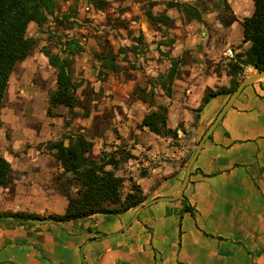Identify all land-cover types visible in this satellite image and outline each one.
<instances>
[{"label":"rangeland","instance_id":"rangeland-1","mask_svg":"<svg viewBox=\"0 0 264 264\" xmlns=\"http://www.w3.org/2000/svg\"><path fill=\"white\" fill-rule=\"evenodd\" d=\"M56 1L45 24H30L27 36L36 46L16 65L4 100L0 157L11 163L14 181L0 187V220L22 221L12 215L25 212L48 219L63 213L65 189L75 195L72 175L64 174L49 143L67 145L68 137L84 136L93 143L92 157L121 158L116 175L124 178L126 195L130 179L140 185L137 179L160 165L149 155L158 135L142 126L146 115L166 107L168 127L178 129V137H158L196 147L205 95L257 71L247 67L235 78L229 73L230 61L250 46L242 43V23L255 0ZM149 13L170 22L151 20ZM51 57L70 61L74 108L50 102L58 76ZM173 60L180 66L171 84L164 77Z\"/></svg>","mask_w":264,"mask_h":264},{"label":"crops","instance_id":"crops-1","mask_svg":"<svg viewBox=\"0 0 264 264\" xmlns=\"http://www.w3.org/2000/svg\"><path fill=\"white\" fill-rule=\"evenodd\" d=\"M227 99L220 98L194 142ZM154 139L149 155L160 165L136 179L149 191L145 204L163 200L77 221L2 219L0 264H264V79L244 89L203 145L184 193L195 216L170 199L196 147Z\"/></svg>","mask_w":264,"mask_h":264},{"label":"trees","instance_id":"trees-1","mask_svg":"<svg viewBox=\"0 0 264 264\" xmlns=\"http://www.w3.org/2000/svg\"><path fill=\"white\" fill-rule=\"evenodd\" d=\"M56 0H0V128L2 125L1 112L7 94L11 75L20 62L25 61L36 46L34 39L27 36L30 24L42 26L48 16L55 14ZM177 7H182L177 5ZM149 19L170 22L167 16H153ZM243 44H250L249 48L237 54L230 61V75L239 76L247 67L256 70L264 69V0H255L253 14L245 18L243 23ZM72 45V43H70ZM51 64L58 68L57 90L51 96L53 106L64 105L74 108L78 105L76 87L70 73V61L51 57ZM179 62L173 60L172 67L164 78L173 83L179 75ZM241 82L232 80L229 88L210 90L198 108V113L214 97H230ZM164 87H166L164 85ZM166 93L171 95V90L166 87ZM220 112V111H219ZM152 133L161 137H178V129L168 127V110L160 107L158 110L146 115L142 122ZM211 138V137H209ZM69 143L64 141L49 143L48 149L53 151L56 160L64 169V174L72 175L70 185L76 187L75 195L70 188L65 189L64 196L68 200L66 211L62 215L53 214L48 219L39 215L16 213L12 217L22 221L28 220H53L55 222L77 221L93 215L123 214L144 205L147 197L143 189L134 180L130 179L131 189L124 195L122 188L125 180L116 175L120 159L113 154L105 157L94 158L91 156L93 143L84 136L68 137ZM198 145V142L195 146ZM132 157V156H130ZM191 158V156H190ZM183 162L186 166L188 161ZM111 166L113 170H107ZM12 165L4 157H0V187L9 188L13 184ZM185 211L195 216V210L187 204Z\"/></svg>","mask_w":264,"mask_h":264},{"label":"water","instance_id":"water-1","mask_svg":"<svg viewBox=\"0 0 264 264\" xmlns=\"http://www.w3.org/2000/svg\"><path fill=\"white\" fill-rule=\"evenodd\" d=\"M264 79V69L263 70H257L256 72L250 74L249 76H247L237 87V89L232 93V95L227 99V101L225 102V104L223 105V107L221 108L220 112L217 114L216 118L214 119V121L210 124V126L207 128V130L205 131V133L203 134V136L201 137L200 141L198 142V145L196 146L195 152L193 153V155L191 156L190 160L188 161L187 165H186V170H185V178L184 181L182 183V186L179 190V193L177 195V197L170 199V200H182L185 198L184 193L185 190L187 189V186L189 184L190 181V177H191V172H192V168L195 164V161L197 160L203 145L205 144V142L209 139V137H211L213 135V132L215 131V129L217 128V126L221 123V121L223 120L224 116L226 115V113L233 107L235 101L237 100V98L240 96V94L244 91L245 88H247L248 86H251L259 81H262ZM221 96H217L212 98L202 109L201 115H200V121H199V126L201 124L204 123V121L211 115V113L215 110V108L217 107V104L220 100ZM160 200L163 199H155L147 204H145L143 206L147 207L150 206L152 204H155L157 202H159Z\"/></svg>","mask_w":264,"mask_h":264}]
</instances>
